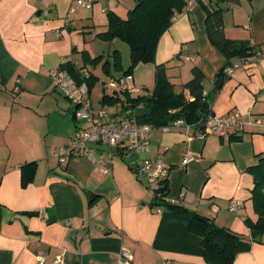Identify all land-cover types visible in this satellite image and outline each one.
Returning a JSON list of instances; mask_svg holds the SVG:
<instances>
[{
	"label": "crops",
	"instance_id": "1",
	"mask_svg": "<svg viewBox=\"0 0 264 264\" xmlns=\"http://www.w3.org/2000/svg\"><path fill=\"white\" fill-rule=\"evenodd\" d=\"M122 1L94 0L87 10L71 0H0V264H37L39 252L44 264L57 254L66 264H121L123 248L132 253V264H208L201 238L190 231V215L152 208L153 187L135 169L141 158L170 168L168 196L177 207L252 238L246 220L256 222L258 213L248 169L264 157V0H185L159 42L155 63L145 68L152 75L166 65L180 88L197 67L211 93L227 60L209 40L204 5L223 8L225 36L248 42L254 55L221 81L212 109L217 116L239 112L241 127L204 137L195 125L169 133L155 129L150 152L116 154L112 175L94 172L84 157L66 164L55 158L83 126L50 73L67 63L87 69L82 35L89 41L107 31L108 11L125 18L124 10L136 2ZM102 14L105 21L98 23ZM133 79L145 83L139 71ZM100 103V110L114 112L111 103ZM187 155L196 161L183 165ZM33 162L35 177L23 187L22 166ZM231 200L243 203L236 214L229 211ZM258 239L234 264H264V235Z\"/></svg>",
	"mask_w": 264,
	"mask_h": 264
},
{
	"label": "trees",
	"instance_id": "2",
	"mask_svg": "<svg viewBox=\"0 0 264 264\" xmlns=\"http://www.w3.org/2000/svg\"><path fill=\"white\" fill-rule=\"evenodd\" d=\"M135 2V6L128 11L125 18L113 11H108V29L97 35V38L101 40L120 39L129 45L131 61L129 68L123 70L120 52L115 50L111 57L112 60H106L102 55L92 58L88 52H82L84 69H88L87 66L95 68L102 63L103 72L115 79V73H121V78L133 76L135 68L140 64L155 63L156 52L162 36L171 27L176 15L186 8L187 2L185 0H135ZM204 6L207 10L206 28L209 40L227 60V64L218 74L217 84L211 93L204 94V75L197 67L192 70V79L177 88L169 80L166 65L163 64L156 66V85L153 91H149V94L134 95L115 91L113 96L103 97V104L111 103L115 107L118 104H123L126 111L147 108L149 114L146 117H137V119L140 123L152 125L154 128L183 119L187 125H195L200 129V132L205 133L204 122L214 114L212 94L222 88L219 86L221 81L229 78L225 74V70L233 66L234 59H238L240 65H248L249 58L254 55V48L248 42L230 40L225 36L223 8ZM63 69L76 81L82 82V71L73 64L67 63ZM89 73L86 81L91 91L97 77L90 69ZM187 92L190 98L186 95ZM120 151L119 149L117 154L122 155ZM36 170L37 163L35 162L22 166L21 184L23 187H27L33 181ZM248 171L253 175L255 181L252 199L258 213L256 222L250 219L246 220L252 233L251 239L220 227L214 221L196 213L183 210L175 204L164 202L163 198L158 196L154 197L151 206L152 208L165 207L174 212L188 213L191 217L190 231L202 240L205 262L208 264H234L239 254L249 252L253 243L261 242L258 238L264 235V157ZM168 182L163 183L160 189L163 195H168Z\"/></svg>",
	"mask_w": 264,
	"mask_h": 264
},
{
	"label": "built area",
	"instance_id": "3",
	"mask_svg": "<svg viewBox=\"0 0 264 264\" xmlns=\"http://www.w3.org/2000/svg\"><path fill=\"white\" fill-rule=\"evenodd\" d=\"M78 8L90 10L93 8L94 0H71ZM46 15V13H45ZM248 64V63H247ZM239 63L233 64L225 70L227 76H232L240 67ZM89 69L82 71V82L76 81L64 70H53L50 76L55 88L68 99L75 107L76 116L79 121L85 122L86 126L77 130L70 144L57 149L54 153L55 158L61 163L66 164L75 158H87L94 166V172L102 175L113 174L114 157L120 149L123 156L134 155L142 156L150 152L149 135L155 129H160L164 133L181 129L187 126L183 119L175 120L169 125L154 128L149 124H142L138 121L136 111L124 110L123 104H118L113 113L107 110H95L90 101V89L86 78L89 77ZM133 76H126L119 80H113L110 86L115 91L130 94L141 93L131 85ZM205 95L208 93H204ZM175 113V112H173ZM242 115L239 112H232L227 116L210 115L204 122L205 133L228 134L234 128L242 126ZM98 148H103L98 152ZM114 149L117 152H114ZM196 161L194 156H185L183 165ZM135 169L137 173L154 185V197L163 198L164 202L177 204L178 202L163 195L160 189L163 183L169 180L170 168L162 160L139 159ZM243 203L239 200H231L229 211L236 214ZM132 253L123 248L121 251V264H132ZM37 264H44L42 252L37 255ZM52 264H66L61 254H57Z\"/></svg>",
	"mask_w": 264,
	"mask_h": 264
},
{
	"label": "rangeland",
	"instance_id": "4",
	"mask_svg": "<svg viewBox=\"0 0 264 264\" xmlns=\"http://www.w3.org/2000/svg\"><path fill=\"white\" fill-rule=\"evenodd\" d=\"M125 1H127V0H125ZM125 1H122L123 5H124ZM93 6H94V4H93ZM124 11H125L124 15H127V10H124ZM103 16H104L103 14L100 16L98 23H100V21H105V18ZM102 23H104V22H102ZM103 29H104V27H99L97 32L103 31ZM88 30L89 29L87 28L86 31H88ZM84 36L87 37L89 35L88 34L82 35V45H81L80 51L85 49V50L89 51V53H90L89 55H91L94 58L102 55L105 57L106 60L107 59L112 60L111 57H112L113 52L115 50H118L120 52V55H121V64H122L123 70H127L129 68L130 62H131L130 61V47L126 42H124L120 39H115L113 41H105V40H101L99 38L96 39V37H95V39L92 38L91 40L86 41ZM80 55H81V52L78 56H80ZM148 65L149 64L139 65L135 68V70L133 72V77H134V75L137 74V71L141 72L142 75L144 76V81H145L144 85H143V82H140L139 80H137L136 83H134V81H131L132 86H134L138 90L141 89L142 92L138 93L140 95L149 94V91L150 92L153 91L155 88V85H156L155 73L152 75L151 74L147 75V71L145 68ZM87 67H88V69L92 70L94 75L97 77V79H95L94 84L92 85V88L90 91V101H91V103L95 109L100 110L102 108L101 103H100L102 101V98L104 96L111 97L115 94V89L110 86V83L114 80V78L107 76L103 72L102 63L99 64L95 68L90 67V66H87ZM121 76H122L121 73H115V79L121 78ZM134 95H137V94H134ZM66 100L69 101L68 99H66ZM72 105H71V107L74 106V105L73 106ZM111 108L114 109L115 106L112 105ZM71 113H72V111H70V110L67 111L68 116H70ZM77 123L79 125L81 124V126H83V127L86 126L85 122L77 121ZM114 158H120V156L115 155ZM145 180H147V179H145ZM147 182H148V180H147ZM150 187H151V189H152V187L154 189V185H151Z\"/></svg>",
	"mask_w": 264,
	"mask_h": 264
},
{
	"label": "water",
	"instance_id": "5",
	"mask_svg": "<svg viewBox=\"0 0 264 264\" xmlns=\"http://www.w3.org/2000/svg\"><path fill=\"white\" fill-rule=\"evenodd\" d=\"M238 62H239L238 59H234V60L232 61L233 64L238 63ZM222 84H223V82H220L219 86H221ZM74 109H75V107H74ZM148 114H149V110H148L147 108H138V109L136 110V116H137L138 118L146 117ZM75 116H76V112H75ZM114 152L116 153L117 150L114 149Z\"/></svg>",
	"mask_w": 264,
	"mask_h": 264
}]
</instances>
